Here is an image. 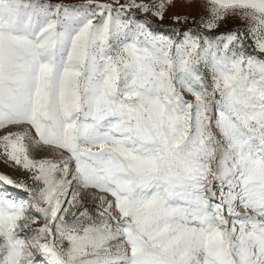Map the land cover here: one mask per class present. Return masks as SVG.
<instances>
[{
	"label": "snow or ice",
	"instance_id": "obj_1",
	"mask_svg": "<svg viewBox=\"0 0 264 264\" xmlns=\"http://www.w3.org/2000/svg\"><path fill=\"white\" fill-rule=\"evenodd\" d=\"M206 4L208 32L246 28L0 0V161L28 177L0 174L28 197L0 190V264H264V0Z\"/></svg>",
	"mask_w": 264,
	"mask_h": 264
},
{
	"label": "rangeland",
	"instance_id": "obj_2",
	"mask_svg": "<svg viewBox=\"0 0 264 264\" xmlns=\"http://www.w3.org/2000/svg\"><path fill=\"white\" fill-rule=\"evenodd\" d=\"M54 2H63L69 5H77L86 2V0H54ZM99 2L111 3L112 0H99ZM126 2L127 0H120L121 4ZM149 2H155V0H149ZM132 15L141 20H148L151 24L152 30L157 34H163L172 37L173 39L182 38L183 33L187 31H192L194 33L201 32L208 36H215L220 33H226L237 29L243 31L246 28L247 23L238 17L230 16L225 21L221 22L217 29L208 32L200 24L201 18H207L209 15L206 0H174V6L166 11L163 20L137 10H132ZM174 16L187 17V20L186 22L177 23L173 19ZM245 52H253L252 43L250 40L245 41ZM187 98L191 99V97ZM47 155H49V153L44 150L36 153L38 158ZM0 174H7L14 180H24L25 182H28L27 174L23 170H17L9 165L4 164L2 161H0ZM4 188H6L7 191L18 200L28 199L26 193H24L22 189H16L12 186L0 185V190H3ZM85 203L88 205L93 217L98 221L100 217L98 216L95 208V204L98 203V201L88 198L85 200Z\"/></svg>",
	"mask_w": 264,
	"mask_h": 264
}]
</instances>
